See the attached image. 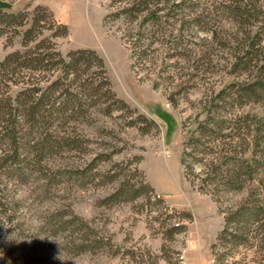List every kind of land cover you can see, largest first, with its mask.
Masks as SVG:
<instances>
[{"label": "rangeland", "instance_id": "obj_1", "mask_svg": "<svg viewBox=\"0 0 264 264\" xmlns=\"http://www.w3.org/2000/svg\"><path fill=\"white\" fill-rule=\"evenodd\" d=\"M131 2L0 0V62L16 50L48 47L50 54L51 42L65 58L92 48L104 59L114 92L135 109L114 107L103 90L80 94L83 82L99 83L100 68L66 79L57 57L39 70L20 71L14 82L0 79V95L14 103L25 87L61 102L62 87L49 88L58 77L65 84L71 78L73 92L86 100L83 107H40L36 120L26 114L19 162L0 159V264H213L211 246L224 215L186 179L180 158L211 107H221L227 126L239 118L249 124L238 131L235 123L236 133L247 132L245 157L253 158L255 142L264 157V98L241 90L264 84V0L249 20L235 11L237 0H159L137 18L122 12ZM38 4L70 33L53 38L55 26L37 27L36 39L23 46L31 20L22 26V18L5 14ZM44 14L49 25L53 18ZM9 148L0 139V155ZM255 187L264 194V170L247 184ZM247 189L225 194L222 205L239 203ZM177 222L186 229L171 235ZM258 252L239 247L234 255L256 264L263 259Z\"/></svg>", "mask_w": 264, "mask_h": 264}, {"label": "trees", "instance_id": "obj_2", "mask_svg": "<svg viewBox=\"0 0 264 264\" xmlns=\"http://www.w3.org/2000/svg\"><path fill=\"white\" fill-rule=\"evenodd\" d=\"M237 1L239 4L233 7H236V10L234 9L236 12L241 13V19L242 17L245 18L242 20H249L251 16H254V11L257 10L259 12L261 7V5H257L259 0ZM153 2H159V0H132L131 7L123 8L122 12H130L137 18L138 12L149 8V5ZM42 12L49 13L52 16L53 20L49 25L42 23L45 20V14ZM5 16L12 20L22 18L19 23L22 26L29 22L25 21V18L31 20L29 22L30 26L23 34V46H27L29 41L36 39V35L33 32L37 27L41 30L55 26V30L52 33L53 38L65 37L70 33L68 24L59 22L52 11L42 4L36 5L32 11L11 12L6 13ZM39 46L40 44H38ZM56 47V42H51L49 48L52 53L50 54L48 53V47L43 51H40L41 47H39L35 50H16L8 54L0 62V79L6 77L12 81L10 78L18 75L20 71L39 70L43 64L49 62V58L57 57L59 60L58 64H66L64 68L66 69V79L69 78L71 73L80 77L81 73H85L90 68H100L102 79L99 83L94 84L91 82L92 85L89 87L90 83L83 82L80 84V94L85 92L87 88H89V92H85L82 95H101L103 90V95L113 102L114 107L132 109L124 99L119 98L114 92L105 61L96 50L92 48L73 49L67 53L65 58ZM132 55L136 57V52L133 51ZM95 73L96 71L92 72V74ZM57 86L62 87V92L64 91L60 95L63 96L65 94V99L61 102L53 101L51 103L50 96L47 93L40 95L38 87H25L19 91L15 98V101L17 100L16 103L12 102L11 95L7 94L5 97L0 95V139L6 140L10 146L5 151L6 153L3 151L0 159L6 160V163L8 161L10 164L19 162L21 156L19 144L22 137L20 128L22 121H24L23 117L26 114L31 115L32 120H36L41 110L40 107H71V105L72 107H83L86 100L79 93L73 92L71 78L69 83L65 84L61 77H58L51 82L49 88L58 89ZM155 86H157V83H155ZM241 90L245 96L252 95L251 97L260 96V98H264V84L258 81L243 86ZM224 95L222 93L220 97ZM168 99L172 101L170 96H168ZM56 102L59 103L56 104ZM220 108L211 107L207 118L200 122L192 132L185 143L180 162L184 167L186 179L198 191L210 194L218 203L219 210L224 215V225L217 234L216 241L211 246L213 264H250L249 261L235 259L234 252L239 247L258 250L263 259L254 262L256 264H264V194L259 192L257 187L250 190L247 189V184L255 182L261 171L264 170V157L258 153V148L262 144L255 142L253 158L245 157L247 148L250 145L249 141H247V136H245L247 132L243 134L236 133L235 123L237 122L238 131L245 130V127L249 129L250 125L242 121V118H239L233 125L229 123L227 126L228 119L225 115L220 114ZM230 126H233L230 129L231 132L226 133L225 130L230 128ZM227 138L229 139L228 141H226ZM214 141H220L223 147L219 145L210 146ZM261 148V153H264L263 147ZM196 164L201 168L197 173H195L194 169ZM191 175L193 178H191ZM246 189L248 190L247 195L239 203L229 207L222 205L221 198L225 194L237 193ZM175 211L177 212L178 210L176 209ZM178 213L183 218L192 220V215L189 211H178ZM185 229L184 225L180 226V223L177 222L171 226L170 233L174 235Z\"/></svg>", "mask_w": 264, "mask_h": 264}]
</instances>
